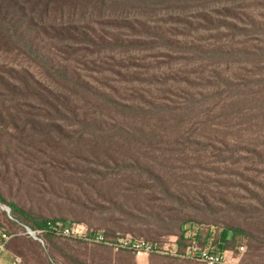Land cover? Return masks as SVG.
Segmentation results:
<instances>
[{"label":"rangeland","instance_id":"rangeland-1","mask_svg":"<svg viewBox=\"0 0 264 264\" xmlns=\"http://www.w3.org/2000/svg\"><path fill=\"white\" fill-rule=\"evenodd\" d=\"M63 19L101 35L146 41L125 49L78 46L63 57L117 102L72 95L100 131L81 135L63 122L64 138L0 125V223L21 231L1 208L12 213L14 206L109 238L128 234L162 253L136 257L72 238H49L43 247L21 236L9 241L11 255L4 258L15 264H204L183 256L191 238L217 251L220 232L234 229L221 252L226 264H264V0L114 4ZM114 19L157 27L171 42L104 23ZM0 66L69 94L14 50L0 47ZM0 101L39 112L40 106H28L32 100L1 89Z\"/></svg>","mask_w":264,"mask_h":264},{"label":"trees","instance_id":"trees-1","mask_svg":"<svg viewBox=\"0 0 264 264\" xmlns=\"http://www.w3.org/2000/svg\"><path fill=\"white\" fill-rule=\"evenodd\" d=\"M188 0H0V47L16 51L32 63L40 67L50 79L59 83L69 91L53 92L40 82L13 70H6L0 66V89L12 98L30 99L36 104H28L32 109L35 105L39 112L31 110L23 111L21 106L5 105L0 101V125L11 126L14 129H27L32 134H44L55 132L59 136L67 138L64 125L77 127V131L83 133L100 131L96 120L89 119L86 113L80 112L74 94H82L86 97L100 101L102 104H116L105 92L94 89L88 81L81 78L64 60V56L71 53L76 47H90L93 50L101 49H125L139 47L146 40L123 39L114 33L99 34L89 25L64 22L63 17H69L76 12L99 10L114 4H150L163 6L170 2ZM58 19V20H57ZM106 24H118L133 33H142L152 37V41L171 42L165 38L159 28H151L143 22L129 21L126 19L113 21L106 20ZM178 44V42H176ZM113 107V106H111ZM129 108V106H126ZM42 109L43 112L40 111ZM121 111V109L116 108ZM132 112V111H130ZM53 119L46 122L44 119ZM0 201L2 202L1 198ZM9 220L25 224L31 228H40L46 222H58L60 219L47 220L43 217L23 212L14 206L10 207ZM15 213L22 216V222L15 217ZM66 222V221H63ZM0 229L3 224L0 223ZM237 230L223 229L217 238V251L223 252L227 248L230 234H236ZM181 232L179 239L183 238ZM49 238H60L46 235Z\"/></svg>","mask_w":264,"mask_h":264},{"label":"built area","instance_id":"built-area-1","mask_svg":"<svg viewBox=\"0 0 264 264\" xmlns=\"http://www.w3.org/2000/svg\"><path fill=\"white\" fill-rule=\"evenodd\" d=\"M1 208L9 216V208L2 205ZM11 219V218H10ZM21 229L20 232L11 233L5 229H0V256L5 252L9 241L18 236L29 238L39 245L43 246L46 235H52L60 238H72L83 240L87 244H99L107 246L113 250H125L139 257L150 253H162L161 249L152 245L143 239H136L132 236L120 235L113 238L106 237L99 231H91L86 225L75 222H46L43 227L31 228L25 224L15 221ZM240 250L242 247L239 248ZM176 257L178 254L172 252ZM184 257L200 261L204 264H226L224 255L221 252L211 250L207 247H199L197 243L192 242L183 254Z\"/></svg>","mask_w":264,"mask_h":264},{"label":"crops","instance_id":"crops-1","mask_svg":"<svg viewBox=\"0 0 264 264\" xmlns=\"http://www.w3.org/2000/svg\"><path fill=\"white\" fill-rule=\"evenodd\" d=\"M193 235H194V237H197L196 236V232H194V233H192ZM21 236H18V237H14V238H20ZM13 238V239H14ZM197 238H191V243L192 242H195L194 240H196ZM10 243V242H9ZM190 243V244H191ZM8 245V244H7ZM7 253H8V255H11V253L8 251V249H7V246H6V250H5V252L0 256V264H15L16 262H15V260H13V263H11L9 260L10 259H12V257L10 256V257H8L7 259H5L4 257H5V255H7ZM7 261H9V262H7Z\"/></svg>","mask_w":264,"mask_h":264}]
</instances>
